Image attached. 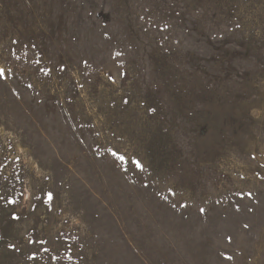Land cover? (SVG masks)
I'll return each mask as SVG.
<instances>
[{"label":"rangeland","instance_id":"1","mask_svg":"<svg viewBox=\"0 0 264 264\" xmlns=\"http://www.w3.org/2000/svg\"><path fill=\"white\" fill-rule=\"evenodd\" d=\"M0 264H264V0H0Z\"/></svg>","mask_w":264,"mask_h":264}]
</instances>
